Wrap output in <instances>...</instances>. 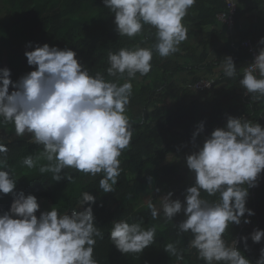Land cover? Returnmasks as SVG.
<instances>
[{
	"label": "clouds",
	"instance_id": "clouds-1",
	"mask_svg": "<svg viewBox=\"0 0 264 264\" xmlns=\"http://www.w3.org/2000/svg\"><path fill=\"white\" fill-rule=\"evenodd\" d=\"M102 3L113 14L119 37L132 39L145 25L155 29V43L150 47L108 51L107 75L118 79L126 74L125 82L108 80L101 72L92 74L68 47L29 42L27 48L32 50L26 49L24 55L34 70L14 82L11 70L0 68V123H11L18 138L29 135V143L42 146L38 155L24 157L22 165L32 169L45 159L48 163L41 165L39 172L51 173L55 182H71L73 176L65 172L69 168L93 177L101 174L99 189L112 193L122 171L120 157L133 137L127 115L132 81L151 71L154 53L167 58L180 51L189 31L183 20L196 0ZM221 61L224 75L236 78L233 57ZM239 71L244 94L256 100L264 98V37L258 41L252 62ZM204 130L201 121L192 133L193 151L184 158L194 183L182 193L183 201L173 199L174 193L169 191L161 197L160 208L151 201L147 207L153 220L162 212L173 222L183 213L184 219L174 225L178 233L191 234L188 247L195 249L205 264H253L238 246L243 242L247 250L249 237L228 243L225 233L230 226L251 223L248 217L255 215L246 204L249 189L258 185L264 173V126L245 116L228 115L223 127L197 143ZM9 151L0 138V196L13 197L10 208L0 213V264H99L94 251L97 240L104 239V231L95 224L92 205L96 197L84 191L78 208L71 212L61 213L54 206L41 211L35 195L16 190L17 179L7 162ZM166 158L169 162L177 159L171 153ZM202 191L219 198L204 199ZM156 233V225L145 227L142 220L117 218L111 222L108 238L124 255L141 254L155 243ZM250 238L260 243L264 229H254ZM164 251L182 259L174 243L165 245ZM255 264H264V248Z\"/></svg>",
	"mask_w": 264,
	"mask_h": 264
},
{
	"label": "trees",
	"instance_id": "trees-1",
	"mask_svg": "<svg viewBox=\"0 0 264 264\" xmlns=\"http://www.w3.org/2000/svg\"><path fill=\"white\" fill-rule=\"evenodd\" d=\"M5 8L10 14L0 18V68L10 69V78L14 82L34 70V66L27 64L24 55L23 47L28 42L41 46L48 43L61 49L68 47L77 52L78 60L92 74L101 72L106 79L120 84L125 82L127 76L125 74L117 79L107 75L108 51L137 45L150 47L155 43V29L148 25L132 39L119 37L114 30L113 14L104 7L102 0H5ZM225 8V0H196L183 20L188 29L191 27L188 38L194 34V21L199 20L200 26H215L217 14ZM238 13L239 8L236 35L228 36L226 28L207 33L205 45L219 47L221 41L226 43L223 48L216 50L217 58L211 63H205V55L200 60L213 73L225 56H231L238 68L236 78L218 74L216 87L199 93L194 92L192 85L178 87L172 79L188 67L194 70V61L197 60L196 56L194 58V49L189 46L190 42L185 40L181 44V51L170 57L161 58L154 53L151 71L142 77L138 74L132 81L127 115L133 126V137L130 146L120 157L122 171L112 193H104L99 189L101 174L93 177L69 168L65 172L72 175L73 180L55 182L51 173L39 172V167L48 163L45 159H40L32 169L22 165L24 157L38 155L42 146L29 143L30 139L26 136L18 138L11 123H0V138L10 149L7 162L17 179V191L35 195L40 205L41 201L49 202L51 205L46 204L44 211L54 206L61 213L78 208V201L84 191L96 197V203L92 205L95 224L104 231V239L97 240L94 251L99 264H131L130 254L119 252L108 238L111 222L117 218L142 220L145 227L157 226L155 243L143 252L155 250L158 257H148L146 264H167L169 260L177 264H205L204 260L198 258L196 250L188 247L191 234L178 233L174 225L184 219L183 213L177 214L173 222L167 221L162 212L153 220L147 204L151 201L160 208L161 197L169 191L174 193L173 199L183 201L182 193L194 183L184 158L193 151L192 133L199 122L205 123V130L197 137V143H202L204 136L215 128L223 127L228 115H245L252 122L264 126V98L256 100L250 94L245 95L239 84L242 78L239 70L250 63L251 56L244 48L236 49L231 45L237 36L239 42L252 38L258 47V41L264 34L239 30ZM180 57L188 58L187 62L181 63ZM12 90L10 86L9 91ZM169 153L177 159L169 162L166 158ZM151 192V199L141 203L148 199ZM201 196L209 201L219 198L218 194L208 196L203 191ZM12 199L11 194L0 196V213L10 208ZM246 207L255 212L254 216L248 217L251 223L241 222L239 226H230L225 239L231 243L233 239L240 241L242 236H248L247 250L243 242L238 246L255 264L260 257V249L264 248V239L260 243H253L250 234L256 228L264 229V173L258 185L249 189ZM168 243L175 244L182 259L164 251Z\"/></svg>",
	"mask_w": 264,
	"mask_h": 264
},
{
	"label": "crops",
	"instance_id": "crops-1",
	"mask_svg": "<svg viewBox=\"0 0 264 264\" xmlns=\"http://www.w3.org/2000/svg\"><path fill=\"white\" fill-rule=\"evenodd\" d=\"M238 2H239V7H238L239 8V13H238L239 30L243 32L264 34V23H263L264 22V0H238ZM194 14H197V13H194ZM192 27H194V34L191 35V38H187L186 41L190 42L189 46L192 47V49H194V58L196 56L197 60L194 59L195 60L194 70L191 67H188L185 71L181 72L180 74H177L172 79V81L178 87H182L184 85H188V86L192 85L193 81L195 83L196 81L200 79L215 78L219 76L218 74L223 73L220 67V64H218V67L212 73L209 71V69L205 68V65L202 62H200V60L201 61L203 60L204 55L206 57L205 63H211L214 59L217 58L216 50L218 48L219 49L223 48L226 42L224 40L221 41L219 43V47H214L208 44L205 45L204 43L207 38V33L213 32L214 29L221 31L225 29L226 26L217 19V23L215 26H212V25L200 26V21L196 20L194 21V26ZM190 28L188 29L189 31H190ZM227 33H228L227 34L228 36H232V33H230L228 30H227ZM179 47H182V45H180ZM187 60L188 58L186 57H180L181 63H185L187 62ZM194 92L199 93V91L196 89H194Z\"/></svg>",
	"mask_w": 264,
	"mask_h": 264
},
{
	"label": "built area",
	"instance_id": "built-area-1",
	"mask_svg": "<svg viewBox=\"0 0 264 264\" xmlns=\"http://www.w3.org/2000/svg\"><path fill=\"white\" fill-rule=\"evenodd\" d=\"M225 2H226V8L225 10L217 14V19L221 21L226 26L227 30L230 33H232V36H234L236 35V31H237L236 15L238 12L239 2L237 3V0H225ZM234 3L237 4L235 6H232ZM236 37H234L233 40L231 41L232 47L236 49L244 48L245 50H247L251 56V61H250L251 63L254 56L258 52V47L254 43L252 38H246L239 42L238 39H236ZM215 83H216L215 78L200 79L196 81L194 84H192V87L193 89H196L198 91H210L214 88Z\"/></svg>",
	"mask_w": 264,
	"mask_h": 264
},
{
	"label": "rangeland",
	"instance_id": "rangeland-1",
	"mask_svg": "<svg viewBox=\"0 0 264 264\" xmlns=\"http://www.w3.org/2000/svg\"><path fill=\"white\" fill-rule=\"evenodd\" d=\"M9 14H8L7 9L5 8V0H0V18L7 17V16H9ZM28 43H26V45H24V47H23L24 50H26V49L29 50L30 49V48H27ZM215 79L217 81L218 77H215ZM26 137L28 139H31V137L29 135H26ZM151 197H152V192H151L150 196L148 197V199L145 200V201H141V203L149 201L151 199ZM46 204H49V202L44 203V202L41 201V205H40L41 206V208H40L41 211H44V207H45ZM49 205H51V204H49ZM129 254H130V257H131V264H146L148 257H151L153 259L158 257V252H156L155 250H150L148 252H142L141 254H132V253H129ZM167 264H177V263L175 261H173V260H169L167 262Z\"/></svg>",
	"mask_w": 264,
	"mask_h": 264
},
{
	"label": "water",
	"instance_id": "water-1",
	"mask_svg": "<svg viewBox=\"0 0 264 264\" xmlns=\"http://www.w3.org/2000/svg\"><path fill=\"white\" fill-rule=\"evenodd\" d=\"M243 224V223H242Z\"/></svg>",
	"mask_w": 264,
	"mask_h": 264
}]
</instances>
